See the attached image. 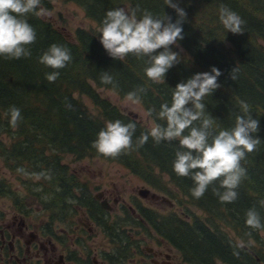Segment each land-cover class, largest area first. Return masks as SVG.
Wrapping results in <instances>:
<instances>
[{"label": "trees", "instance_id": "16d2710c", "mask_svg": "<svg viewBox=\"0 0 264 264\" xmlns=\"http://www.w3.org/2000/svg\"><path fill=\"white\" fill-rule=\"evenodd\" d=\"M63 1L77 6L97 29H76L70 40L44 17L34 14L23 17L36 32L35 42L28 46L31 55L20 59L0 57V160L4 167L12 175L29 177V181L37 179L32 190L43 191L46 177L50 176L61 192L52 187L58 199L79 194L75 177L68 175L62 157L101 159L119 165L155 191L170 198L173 194L178 206H183L182 216L167 213L152 217L151 213H145V218L155 221L156 232L189 264H264V229L253 230L245 223L246 212L251 208H255L264 223L261 203L264 202V0H174L187 16L182 25L184 39L178 41V48H171L181 55L182 61L169 69L165 83L147 80L144 70L148 65L143 59L132 55L124 61L110 58L99 42L98 32L107 11L116 8L128 10L138 6V18L147 10L154 16H171L175 22L177 16L164 0ZM51 2L41 0V6L49 12ZM221 4L242 18L243 33L224 32L219 22ZM52 44L68 48L72 60L58 70V79L49 83L46 74L52 69L40 64L39 58ZM212 67L222 72L218 77L220 87L204 100L206 111L216 119L215 130L234 126L236 115L241 114V101L250 106L251 115L259 121V130L254 135L261 144L241 161L247 178L236 189L238 197L234 202L221 203L213 194L218 181L200 199L191 195L193 181L177 177L173 171L175 153L181 150L178 140L157 145L149 137L142 147L116 158L98 156L91 147L99 131L110 121L135 122L134 145L142 133L150 131L138 119L101 97L97 90L127 99L129 92L144 87L146 91L138 105L145 114L153 108L158 112L161 104L171 102L172 89L178 83L197 73L209 72ZM235 67L237 78L232 81L229 74ZM102 72L113 77L115 87L101 83ZM80 97L89 100L94 111ZM12 106L21 111L17 127L10 125L6 115ZM147 118L152 126L165 124L155 118V113ZM66 175L72 181L67 182ZM4 195L12 193L2 180L0 196ZM39 195L35 193L36 197ZM39 202L43 203L41 199Z\"/></svg>", "mask_w": 264, "mask_h": 264}, {"label": "clouds", "instance_id": "9594fccd", "mask_svg": "<svg viewBox=\"0 0 264 264\" xmlns=\"http://www.w3.org/2000/svg\"><path fill=\"white\" fill-rule=\"evenodd\" d=\"M164 3L174 10L177 16L175 22L171 16H154L147 10L138 18L140 9L137 6L134 9L107 11L98 29L99 42L108 56L118 61H124L129 55L145 60L148 66L144 75L152 83H165L164 77L169 69L182 61L181 55L171 48H178V41L184 39L182 25L187 13L174 0H164ZM28 14L37 17L49 15L47 9L41 6V0H0V57L20 59L31 55L28 46L35 42L36 32L23 18ZM219 22L225 33H243L245 22L224 4L219 7ZM71 60L68 48L52 44L40 56L39 63L52 69L46 74V80L52 83L60 75L58 70L65 68ZM237 71L236 67L231 70L229 78L232 81L237 78ZM221 75L219 69L212 67L209 72L197 73L178 83L172 89L170 103L161 104L158 112L154 108L146 112L149 117L155 113V118L165 124H154L149 132L141 134L135 145V122L125 124L115 120L99 131L91 147L98 156L116 158L142 147L149 137L157 145L163 141L178 140L181 150L175 153L173 171L177 177H189L193 181L191 195L200 199L218 181L219 186L213 189V194L221 203L234 202L238 197L236 189L247 178V170L241 161L257 150L261 140L254 135L259 130V121L253 118L250 106L244 101L240 102L241 114L236 115L234 126L215 130L216 119L206 111L204 100L220 87L218 77ZM100 79L102 84L115 87L108 72H102ZM145 91L144 87H139L129 92L126 98L132 104H139ZM6 115L12 127H17L22 119L20 109L15 106L10 107ZM17 171L23 173L24 169ZM261 203L264 205V202ZM245 223L253 230L264 229L255 208L246 212Z\"/></svg>", "mask_w": 264, "mask_h": 264}, {"label": "flooded vegetation", "instance_id": "af4514ba", "mask_svg": "<svg viewBox=\"0 0 264 264\" xmlns=\"http://www.w3.org/2000/svg\"><path fill=\"white\" fill-rule=\"evenodd\" d=\"M68 175L75 177L79 194L58 199L57 182L50 176L43 191L30 189L34 181L28 179L31 196L24 198L17 192L14 197L5 182L12 195L0 196L10 201L0 206V264H189L156 232L155 221L145 218V213L178 214L170 197L146 184L141 188L150 194L141 196L134 188L122 197L124 190L93 187L94 178Z\"/></svg>", "mask_w": 264, "mask_h": 264}, {"label": "rangeland", "instance_id": "374dc122", "mask_svg": "<svg viewBox=\"0 0 264 264\" xmlns=\"http://www.w3.org/2000/svg\"><path fill=\"white\" fill-rule=\"evenodd\" d=\"M51 5L52 8L48 12L49 15L44 18L51 21L59 30H62L70 40H73V33L76 29H93L96 31V25L88 20L84 16L83 12L72 3H66L63 0H52ZM97 92L101 95V97L116 105L123 113L127 114L131 112L137 116L136 119H138V121H140L142 124L148 126L150 129L153 127L145 112L138 104H132L127 99H120L118 96L107 90L99 89ZM79 99L86 106H88L91 111H94V107L89 100H87L85 97H80ZM62 163L67 166L69 172L82 174L83 178H94L91 184L93 187H98V185H100L103 187V189H109L110 185V189L112 188L111 190L115 188L117 190H124L122 192V197H128V195L134 191V188L142 189L141 187L143 186L147 187L137 177L131 175L124 168L116 164H105V162L101 159L87 158L83 160H75L70 156H65L62 157ZM0 173H2L3 176V178L0 176V180L4 179L5 182L10 184L14 197H16V192L23 198L26 196H31L28 193V177L10 174L3 167L1 160ZM100 174L102 175L100 176ZM33 181L35 182L37 179H33ZM173 197L174 195L172 194V199L170 200L173 201L174 207L177 208L178 215L182 216L185 214L184 208L182 205L179 207L178 202L176 199H173ZM9 204L10 201L6 199H0V206H8Z\"/></svg>", "mask_w": 264, "mask_h": 264}, {"label": "water", "instance_id": "95a60500", "mask_svg": "<svg viewBox=\"0 0 264 264\" xmlns=\"http://www.w3.org/2000/svg\"><path fill=\"white\" fill-rule=\"evenodd\" d=\"M66 37H68V36H66ZM128 115L131 116L134 119L137 118V116L132 114V113H128ZM139 194L141 196H145L146 194H150V191L148 189H146V188H142V189H140ZM151 197L154 198V197H156V195L155 194H151Z\"/></svg>", "mask_w": 264, "mask_h": 264}]
</instances>
